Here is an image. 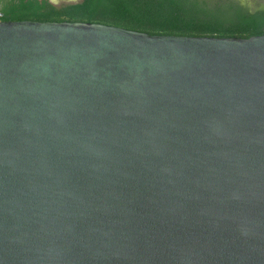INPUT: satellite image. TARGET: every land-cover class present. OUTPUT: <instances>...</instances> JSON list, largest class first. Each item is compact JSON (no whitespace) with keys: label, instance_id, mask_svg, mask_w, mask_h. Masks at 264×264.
I'll use <instances>...</instances> for the list:
<instances>
[{"label":"water","instance_id":"obj_1","mask_svg":"<svg viewBox=\"0 0 264 264\" xmlns=\"http://www.w3.org/2000/svg\"><path fill=\"white\" fill-rule=\"evenodd\" d=\"M0 264H264V35L0 22Z\"/></svg>","mask_w":264,"mask_h":264},{"label":"trees","instance_id":"obj_2","mask_svg":"<svg viewBox=\"0 0 264 264\" xmlns=\"http://www.w3.org/2000/svg\"><path fill=\"white\" fill-rule=\"evenodd\" d=\"M102 24L152 36L248 39L264 35V5L239 0H82L56 7L47 0H0V22Z\"/></svg>","mask_w":264,"mask_h":264},{"label":"rangeland","instance_id":"obj_3","mask_svg":"<svg viewBox=\"0 0 264 264\" xmlns=\"http://www.w3.org/2000/svg\"><path fill=\"white\" fill-rule=\"evenodd\" d=\"M56 7L80 3L82 0H47ZM249 11L264 5V0H239Z\"/></svg>","mask_w":264,"mask_h":264}]
</instances>
